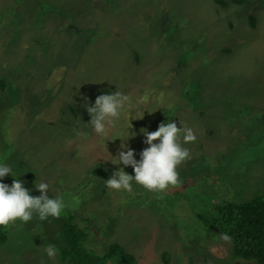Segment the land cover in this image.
<instances>
[{
    "label": "rangeland",
    "instance_id": "rangeland-1",
    "mask_svg": "<svg viewBox=\"0 0 264 264\" xmlns=\"http://www.w3.org/2000/svg\"><path fill=\"white\" fill-rule=\"evenodd\" d=\"M117 90L129 101L97 135L84 104ZM160 118L197 137L183 145L191 158L180 182L109 189L119 168L134 175L111 162L121 139L130 136L139 160L141 129L156 131ZM0 163L31 195L44 181L66 205L59 218L1 226L0 264H63L67 222L96 258L115 243L135 264L226 259L231 240L204 222L224 203L264 195V0L225 9L214 0H0Z\"/></svg>",
    "mask_w": 264,
    "mask_h": 264
},
{
    "label": "clouds",
    "instance_id": "clouds-1",
    "mask_svg": "<svg viewBox=\"0 0 264 264\" xmlns=\"http://www.w3.org/2000/svg\"><path fill=\"white\" fill-rule=\"evenodd\" d=\"M128 101L129 97L117 90L97 96L94 105L86 102L84 107L91 116L88 125L97 135L105 134L108 127L119 119ZM141 132L146 137L144 143L148 147L141 151L139 160L135 159L134 150L126 143L130 136L121 139V150L115 156L116 162L110 160L116 165L122 163L125 167L131 166L134 175L127 173L123 167L119 168L105 180L109 189L132 193V183L135 181L148 191H165L180 182L178 166L191 158L190 150L183 145L195 142L197 138L193 129L186 125L177 127L175 122L169 120L167 123L161 122L156 131L149 132L142 128ZM9 174L12 175V168L6 163H0V181ZM35 187L41 193L39 196L31 195L23 181L15 177L11 185L0 182V226H8L17 220L29 222L34 214L41 221L61 216L66 207L63 198L49 197V184L44 181L35 183ZM222 238L229 239L227 235ZM44 251L50 259L58 253L53 244L47 245Z\"/></svg>",
    "mask_w": 264,
    "mask_h": 264
},
{
    "label": "trees",
    "instance_id": "trees-1",
    "mask_svg": "<svg viewBox=\"0 0 264 264\" xmlns=\"http://www.w3.org/2000/svg\"><path fill=\"white\" fill-rule=\"evenodd\" d=\"M246 2L247 0H214V3L222 9L233 5H244ZM248 20L253 27V17L248 16ZM70 111L74 109L71 108ZM160 123L161 118L155 122L157 127ZM204 225L215 236L222 238L227 235L232 244L230 255H227L226 259L215 260L213 264H222V262L234 264L236 259L264 264V195L238 204L224 203L217 208L216 215L209 221H205ZM62 235L65 243L61 250L63 264H106L115 259H119L123 264H135L134 257L115 243L109 245L99 258L91 255L82 246L86 238L85 233L70 222L63 225ZM5 240V235L0 228V245Z\"/></svg>",
    "mask_w": 264,
    "mask_h": 264
},
{
    "label": "bare ground",
    "instance_id": "bare-ground-1",
    "mask_svg": "<svg viewBox=\"0 0 264 264\" xmlns=\"http://www.w3.org/2000/svg\"><path fill=\"white\" fill-rule=\"evenodd\" d=\"M233 58H234V57H232V59H230V61L233 60ZM236 58H237V57H236ZM230 61H229V62H230ZM231 63H232V62H231ZM232 67H233V66H232ZM231 69H232V68H231Z\"/></svg>",
    "mask_w": 264,
    "mask_h": 264
}]
</instances>
